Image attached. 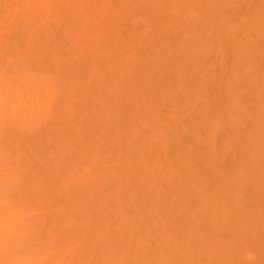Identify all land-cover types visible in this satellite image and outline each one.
<instances>
[{
    "label": "bare ground",
    "instance_id": "obj_1",
    "mask_svg": "<svg viewBox=\"0 0 264 264\" xmlns=\"http://www.w3.org/2000/svg\"><path fill=\"white\" fill-rule=\"evenodd\" d=\"M0 264H264V0H0Z\"/></svg>",
    "mask_w": 264,
    "mask_h": 264
}]
</instances>
